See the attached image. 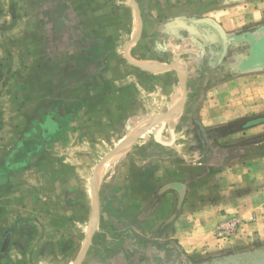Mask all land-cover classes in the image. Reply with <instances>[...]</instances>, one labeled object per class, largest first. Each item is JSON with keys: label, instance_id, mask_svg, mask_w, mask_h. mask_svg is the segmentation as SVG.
Here are the masks:
<instances>
[{"label": "rangeland", "instance_id": "1", "mask_svg": "<svg viewBox=\"0 0 264 264\" xmlns=\"http://www.w3.org/2000/svg\"><path fill=\"white\" fill-rule=\"evenodd\" d=\"M183 14L211 16L234 33L264 23V0H0V264H76L84 242L83 257L102 229L107 198L120 200L130 220L140 224L141 217L157 211L160 180L172 177L170 166L161 176V164L177 160L182 170V163L191 162V177L198 173L195 164L208 168V149L203 154L192 120L203 89L220 75L209 73L213 66L201 51L191 59V110H184L176 126L175 149H165L167 139L137 136L144 130L136 127L145 123L129 120L123 106L141 100L135 110L140 115L170 102L164 118L170 123L177 116L183 83L168 67L179 61L180 47L167 22ZM134 58L162 63L154 66L163 74L154 75L155 67H133L130 62L141 64ZM240 83L252 91L232 100L251 109L206 132L264 116V71ZM234 133L209 138V148L255 141L264 147V123ZM190 144L191 154L183 151ZM156 145L163 151L156 152ZM212 169L217 167L208 173ZM92 207L99 224L88 239ZM261 255L264 237L213 256L191 257V264Z\"/></svg>", "mask_w": 264, "mask_h": 264}, {"label": "crops", "instance_id": "2", "mask_svg": "<svg viewBox=\"0 0 264 264\" xmlns=\"http://www.w3.org/2000/svg\"><path fill=\"white\" fill-rule=\"evenodd\" d=\"M204 18L212 19L221 26L223 31L227 32L223 23L211 16L196 18L191 14H183L177 16L174 21L167 22L170 23L167 25L173 29L174 36L179 39L177 42L180 47L179 51L177 50L179 61L171 62L168 70L176 71L180 82L183 83L181 110L175 119L169 123V119L164 118L165 112L169 110L170 102L166 104L159 102L155 109L140 115L136 114L135 110L138 107L137 103H141V100L137 99L132 102L129 99L123 102L124 108H128L126 113H130L127 115L129 120H142L151 126L155 133L153 135L150 128L143 125L136 127H142L144 130L137 136L157 140L167 139L169 141L166 142L167 151L176 147L174 143L177 135L176 126L184 119V110L188 107L191 110V89L193 90L191 87V63L193 61L191 59L195 60L194 56L197 53L200 54L198 47L200 42L198 38H195L197 34L194 35L191 32V22L194 23V20ZM141 27L142 23H140L139 37H142ZM174 49L176 50V47ZM201 55H205L208 59L205 53L201 52ZM134 59L144 66L130 62L133 67L140 70H145V66L155 67L151 68L154 75L163 74L156 72L159 68L154 66L155 63L157 65L162 63L147 58ZM224 72L219 66L211 67L209 73L222 76ZM257 72L260 73V71ZM251 73L235 74L223 80L219 79L203 89L205 97L196 118L192 120L197 131L196 122L205 130L217 123L234 119L240 111L251 109L244 102L232 100L236 93L252 91L249 87H240L241 79ZM143 106L145 105L142 103L141 107ZM189 116L191 117V111ZM172 123H174L173 126ZM224 136L219 138L226 139ZM135 137L131 138V146ZM261 144L262 142L255 141L231 147H210L205 158L207 162L205 165L208 168L202 169L199 165L203 164H195L193 171L198 173L192 177L191 162L182 163V170L177 160L171 159L164 162L160 168L163 171L161 176H166L164 171L170 166L172 177L170 180H166V177L165 180H160L159 187L162 197L157 202V211L152 210L151 213L141 217L140 224L130 220V210L122 207L119 204L120 200L115 199L116 202H114L107 198L104 202L107 206L104 208L103 216L106 220L102 223V229L98 230L96 235L93 234L94 230L92 244L83 257L86 243L84 242L76 264L82 257L81 264H175L176 261L177 264L181 261L191 264V257L200 259L213 256L223 250H234L264 237V147ZM159 146L156 145L159 148L156 152L163 151ZM183 151L191 154V144L189 149ZM214 167L217 169H212V173H208V169ZM202 170L203 175H199V171ZM179 184L184 189L181 202H179ZM168 185L173 186L168 188ZM114 206L118 208V211ZM232 218L237 219L240 225L235 235L227 239L218 238L216 235L218 225ZM153 219V224L156 226L151 228L149 223ZM116 226H123L124 230H118Z\"/></svg>", "mask_w": 264, "mask_h": 264}, {"label": "flooded vegetation", "instance_id": "3", "mask_svg": "<svg viewBox=\"0 0 264 264\" xmlns=\"http://www.w3.org/2000/svg\"><path fill=\"white\" fill-rule=\"evenodd\" d=\"M263 28L264 23H260L234 33L224 31L225 34H221L207 24L191 22V32L197 34L198 47L207 55L208 63L225 71L219 77L221 80L264 66ZM240 48L242 52H237ZM229 58L231 61L227 64Z\"/></svg>", "mask_w": 264, "mask_h": 264}, {"label": "water", "instance_id": "4", "mask_svg": "<svg viewBox=\"0 0 264 264\" xmlns=\"http://www.w3.org/2000/svg\"><path fill=\"white\" fill-rule=\"evenodd\" d=\"M139 14V13H138ZM196 23H204L207 24L215 29H217L221 34H225V32L223 31V29L221 28V26L216 23L215 21H213L210 18H204V19H197L195 20ZM264 35V28H263V32L261 33ZM135 64V63H133ZM264 70V66L262 67H257L255 69L249 70L247 71L248 73L251 72H257V71H261ZM197 123L198 126V133L201 134V143H202V147H203V154L205 152V150H207L209 148V138L211 139H217L221 136L224 135H228L234 132H238L242 129L245 128H249L261 123H264V116H260V117H256L252 120H246L244 123L242 124H230L229 126H227L224 130H220V131H210V132H206L201 125ZM173 136V135H172ZM173 139V138H172ZM131 142V141H130ZM173 185H168L167 187H172ZM179 189V202H181L182 198H183V194H184V189L182 185H178ZM220 264H264V255L261 256H253L250 258H246V259H242V260H235V261H227V262H223Z\"/></svg>", "mask_w": 264, "mask_h": 264}, {"label": "built area", "instance_id": "5", "mask_svg": "<svg viewBox=\"0 0 264 264\" xmlns=\"http://www.w3.org/2000/svg\"><path fill=\"white\" fill-rule=\"evenodd\" d=\"M240 227L237 219H229L218 225L216 235L220 239H227L234 235Z\"/></svg>", "mask_w": 264, "mask_h": 264}, {"label": "bare ground", "instance_id": "6", "mask_svg": "<svg viewBox=\"0 0 264 264\" xmlns=\"http://www.w3.org/2000/svg\"><path fill=\"white\" fill-rule=\"evenodd\" d=\"M135 30V25H134V27H133V31ZM181 110V108H179V111ZM179 113V112H178ZM177 120V119H176ZM141 123V122H140ZM145 123V122H144ZM132 124V123H131ZM173 124L174 123H172L171 125L173 126ZM134 126V125H133ZM132 126V127H133ZM145 126H147V127H149L150 128V131H151V133H153V135L155 134L154 133V130L151 128V126H149L147 123H145ZM131 130V129H130ZM120 148H121V151H120V154L121 153H123V151H124V143H123V141H122V143H121V146H120ZM95 186V185H94ZM93 208V210H92V217H91V219H90V224H89V231H88V239L91 237V235H92V233L94 232V230H95V228H97V226H98V222H99V219H98V212H97V210H96V208L95 207H92ZM79 252H80V250H79Z\"/></svg>", "mask_w": 264, "mask_h": 264}]
</instances>
